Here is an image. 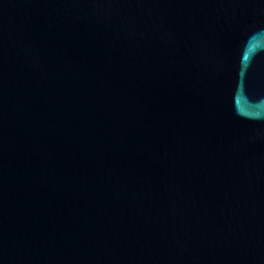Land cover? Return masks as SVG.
Masks as SVG:
<instances>
[{"label":"water","instance_id":"95a60500","mask_svg":"<svg viewBox=\"0 0 264 264\" xmlns=\"http://www.w3.org/2000/svg\"><path fill=\"white\" fill-rule=\"evenodd\" d=\"M0 264H264V0H0Z\"/></svg>","mask_w":264,"mask_h":264}]
</instances>
